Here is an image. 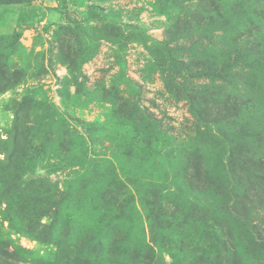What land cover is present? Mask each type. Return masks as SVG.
I'll return each mask as SVG.
<instances>
[{"label": "rangeland", "instance_id": "obj_1", "mask_svg": "<svg viewBox=\"0 0 264 264\" xmlns=\"http://www.w3.org/2000/svg\"><path fill=\"white\" fill-rule=\"evenodd\" d=\"M0 165V264H264V0H0Z\"/></svg>", "mask_w": 264, "mask_h": 264}, {"label": "trees", "instance_id": "obj_2", "mask_svg": "<svg viewBox=\"0 0 264 264\" xmlns=\"http://www.w3.org/2000/svg\"><path fill=\"white\" fill-rule=\"evenodd\" d=\"M225 9H227V8H222V13H224L223 15H222V18H225ZM211 20V19H210ZM184 64V62L183 61H181V62H179V64ZM78 91H79V88H78ZM16 140V139H15ZM15 144H16V146H18V142L16 141L15 142ZM159 152H161L160 150H159ZM22 155L21 154V152H16L15 151V155ZM14 154L11 156V157H13V156H15ZM10 157V158H11ZM18 167L20 168V166H19V164H18V166H17V173H19L18 172ZM0 169H2L3 170V172L5 173V175H4V179H2V176L0 175V180L7 186V188H6V190H10L11 192L12 191H14V190H16V188H14V189H12L11 190V188L10 187H12L13 188V183L17 180V179H13L12 180V178H13V175H14V172H15V169L14 168H11V166H9L7 169L5 168V166H3V165H0ZM127 175V174H126ZM127 177V176H126ZM130 181H136V180H131L130 179ZM192 184V183H191ZM192 188H194V187H192ZM4 193V192H3ZM110 194H112V192H110ZM12 196L14 197V195L12 194ZM21 195L19 196V198H16V200H15V204H14V206H13V204H11V202H10V199H11V197H7L6 198V200H5V202H6V204H7V209L6 210H4V214H11V215H8V216H5L6 217V219H8V218H11V217H14V223H13V225H15V224H17L18 223V219H19V216H20V214L22 213V210H21V206H20V201H21ZM112 199H114V197H111V199L110 200H112ZM195 199H197L198 200V198L196 197ZM18 204V205H17ZM109 204L111 205L112 204V202H109ZM150 204H152V203H150ZM12 221H13V218H12ZM12 225V226H13ZM10 241H12V240H10ZM6 244H8V243H5V245ZM92 264H98L97 262H94V263H92ZM100 264V263H99ZM144 264H146V263H144Z\"/></svg>", "mask_w": 264, "mask_h": 264}]
</instances>
